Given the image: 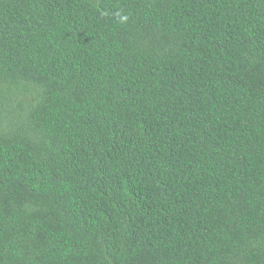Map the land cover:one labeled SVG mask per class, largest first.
<instances>
[{"label":"trees","instance_id":"1","mask_svg":"<svg viewBox=\"0 0 264 264\" xmlns=\"http://www.w3.org/2000/svg\"><path fill=\"white\" fill-rule=\"evenodd\" d=\"M0 264H264V0H0Z\"/></svg>","mask_w":264,"mask_h":264}]
</instances>
